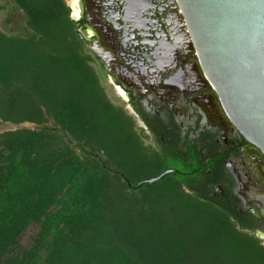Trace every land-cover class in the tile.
<instances>
[{"label":"trees","instance_id":"1","mask_svg":"<svg viewBox=\"0 0 264 264\" xmlns=\"http://www.w3.org/2000/svg\"><path fill=\"white\" fill-rule=\"evenodd\" d=\"M10 1L31 35L0 30V88L20 92L22 112L41 128L18 132L0 150V263L13 245L17 256L7 264H145L123 233L144 229L163 242L164 258L148 250L155 264H264V246L237 226L238 212L192 193L206 172L197 155L184 154L180 135L169 150L149 151L144 131L111 103L66 0ZM46 109L56 131L44 125ZM59 138L62 154L53 146ZM45 155L59 163H48L56 181L46 192L36 189ZM168 160L181 171L149 185L171 169ZM32 223L39 233L21 251L15 245Z\"/></svg>","mask_w":264,"mask_h":264},{"label":"flooded vegetation","instance_id":"2","mask_svg":"<svg viewBox=\"0 0 264 264\" xmlns=\"http://www.w3.org/2000/svg\"><path fill=\"white\" fill-rule=\"evenodd\" d=\"M70 2L103 81L127 100L145 140L169 150L180 135L184 154L197 155L206 172L192 193L238 212L237 226L264 244V156L231 124L202 73L177 0Z\"/></svg>","mask_w":264,"mask_h":264},{"label":"water","instance_id":"3","mask_svg":"<svg viewBox=\"0 0 264 264\" xmlns=\"http://www.w3.org/2000/svg\"><path fill=\"white\" fill-rule=\"evenodd\" d=\"M177 2L202 73L226 116L264 156V0Z\"/></svg>","mask_w":264,"mask_h":264},{"label":"rangeland","instance_id":"4","mask_svg":"<svg viewBox=\"0 0 264 264\" xmlns=\"http://www.w3.org/2000/svg\"><path fill=\"white\" fill-rule=\"evenodd\" d=\"M67 3L70 5L72 4L70 0H66ZM0 5L3 6L5 9L0 13V30L9 35H18L23 36L25 38L31 35V31L27 28V17L22 11L15 10V5L10 0H1ZM71 17H75V14L72 13ZM96 67V65H94ZM97 68V67H96ZM102 78V75H101ZM102 86L105 90V93L110 99L111 103L114 104L116 107L122 108L124 111L128 113L129 117H132L136 123L135 129L138 133L141 134L142 123L140 120L132 114L127 106V100L122 98L120 95L116 94L114 91V87L109 81H103L101 79ZM21 93L17 91L13 92H6L0 88V150H3V145L5 142L9 141L15 134L22 131H36L41 128L37 122L31 121L26 115H24L23 111V103L20 104L19 100L21 98ZM45 122L44 125L55 131L59 128L56 124L55 119L47 113V109L45 110V114L43 115ZM59 141L53 144L54 148L58 150L60 154L64 153V148H67V143L63 144L62 138H59ZM143 144L147 150H151L153 152L157 151L156 145L153 142L147 141L143 139ZM74 148V147H73ZM86 149H89V147ZM60 150V151H59ZM77 150V148L75 149ZM51 161H49V160ZM54 158L45 157L40 158L39 164L43 168H40L41 178L36 182V189L48 191L51 187V183L56 181L55 172L52 170V165H48L49 162L54 164H59L57 160H53ZM167 165L171 168L170 170L174 171H181V165L176 160H168ZM158 170V169H156ZM60 176V175H59ZM148 180V179H147ZM57 184V183H54ZM171 214L173 212L171 211ZM129 220L132 219L131 217L128 218ZM118 230V229H117ZM119 231V230H118ZM128 231V232H127ZM123 232V227H122ZM127 232V233H125ZM146 230H139V229H127L123 233L125 239L132 248L134 254L138 255L145 264H155L156 260L153 259L151 256L153 254H149L148 250L153 249L158 255V259L164 258L162 253L163 242L156 241L149 237H145ZM39 228L34 223L30 224L27 229H25L17 240L18 248L21 251H29L31 247L34 245V238L38 235ZM255 237V236H254ZM78 239V238H76ZM155 242V243H154ZM264 246V244H262ZM12 246L10 245L0 264H7V262L17 255L14 254V247L12 251ZM166 258H169L168 255H165Z\"/></svg>","mask_w":264,"mask_h":264}]
</instances>
